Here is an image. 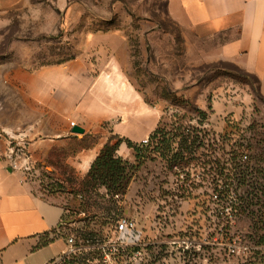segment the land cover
I'll return each mask as SVG.
<instances>
[{"label": "rangeland", "instance_id": "374dc122", "mask_svg": "<svg viewBox=\"0 0 264 264\" xmlns=\"http://www.w3.org/2000/svg\"><path fill=\"white\" fill-rule=\"evenodd\" d=\"M195 47L167 0H67L64 6L28 0L0 11V66H44L83 55L96 69L100 59H123L130 83L159 115L158 128L179 136L172 149L182 157L170 161L155 140L117 195L67 164L72 156L63 152H52L42 165L21 151L26 142L5 150L0 140V161L30 168L42 197L59 201L66 213H85L76 227L109 235L120 216L136 218L154 241L153 264H234L233 244L250 246L252 259L262 260L264 97L254 76L226 61H205ZM109 140L115 145L120 138ZM90 145L89 139L75 142L67 151ZM123 159L138 166L134 151ZM217 190L229 194L224 211ZM182 240L200 249L181 256L169 243Z\"/></svg>", "mask_w": 264, "mask_h": 264}, {"label": "crops", "instance_id": "0c3cea01", "mask_svg": "<svg viewBox=\"0 0 264 264\" xmlns=\"http://www.w3.org/2000/svg\"><path fill=\"white\" fill-rule=\"evenodd\" d=\"M27 1L0 0V11L10 12ZM167 7L192 33L203 60L226 61L254 76L264 97V0H167ZM126 67L115 58L100 59L94 69L83 55L44 66H0V140L5 150L24 141L33 161L42 165L52 152H63L72 156L67 164L88 175L112 136L146 142L160 117L130 83ZM75 127L85 133L74 134ZM88 139L90 146L67 151ZM117 154L131 158L133 150L123 142ZM31 171L0 161V264H51L66 248L58 238L42 246L46 235H55L66 211L59 201L42 197Z\"/></svg>", "mask_w": 264, "mask_h": 264}, {"label": "built area", "instance_id": "2783aa9c", "mask_svg": "<svg viewBox=\"0 0 264 264\" xmlns=\"http://www.w3.org/2000/svg\"><path fill=\"white\" fill-rule=\"evenodd\" d=\"M71 126H75V123H71ZM25 149L26 145L21 151L25 153ZM25 155L27 156V152ZM11 162L14 169L31 170L27 166L20 167L14 160ZM228 195L224 196L223 192L218 190L214 195L222 204L223 211L231 206V203L225 205L228 204ZM82 215L86 214L67 211L55 233L58 238L63 239L66 248L51 264H153L154 241L147 235L148 228L141 226L136 218L127 214L120 216L113 223L111 234L103 235L85 227H76L77 217L83 218ZM73 216L75 221H65ZM190 243L182 240L170 241L169 244L174 248V252L184 256L190 251L195 253L200 249L198 244ZM228 250L238 259L234 264H254L253 249L250 246L233 244L228 246Z\"/></svg>", "mask_w": 264, "mask_h": 264}, {"label": "trees", "instance_id": "16d2710c", "mask_svg": "<svg viewBox=\"0 0 264 264\" xmlns=\"http://www.w3.org/2000/svg\"><path fill=\"white\" fill-rule=\"evenodd\" d=\"M177 137L179 136L175 135L174 133L158 128L151 135L149 141L145 143L137 144L130 140L123 139H120L115 145L109 143L104 147L93 163L88 173V179L89 181L104 187L109 193L117 195L120 193V191H125L126 187L128 186L129 177H131L132 171L141 167L144 161L148 158L147 156L150 153L152 143L155 140L160 138L159 146L156 148V151L162 150V148H160V145H162L165 147V150L167 149L169 154L171 153V155H169L170 161L181 159L182 157H180L178 153H174V149H172V142L174 139H177ZM183 141H186L185 138H183ZM123 142L127 144L129 149L135 152L138 166L131 165L117 154V151ZM163 156L167 157L165 153H163ZM125 180H127V182H125ZM46 238L47 240L42 244V246L47 245L49 242L55 239L54 237L50 239L48 235H46ZM263 263L264 258L262 260L260 259L254 261V264Z\"/></svg>", "mask_w": 264, "mask_h": 264}, {"label": "water", "instance_id": "95a60500", "mask_svg": "<svg viewBox=\"0 0 264 264\" xmlns=\"http://www.w3.org/2000/svg\"><path fill=\"white\" fill-rule=\"evenodd\" d=\"M72 132L76 135H83L85 133V130L81 127H75L73 128Z\"/></svg>", "mask_w": 264, "mask_h": 264}]
</instances>
